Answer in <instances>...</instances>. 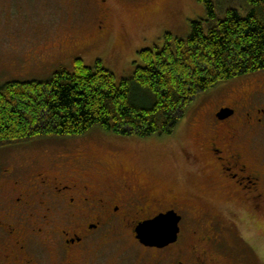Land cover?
<instances>
[{
	"label": "flooded vegetation",
	"instance_id": "obj_1",
	"mask_svg": "<svg viewBox=\"0 0 264 264\" xmlns=\"http://www.w3.org/2000/svg\"><path fill=\"white\" fill-rule=\"evenodd\" d=\"M94 8L95 33L106 36L113 6L98 0ZM261 72L223 83L220 100L197 117L201 154L174 139L186 173L198 176L205 163L216 190L228 197L224 203L196 191L163 198L137 184L131 171L105 169L64 149L34 171L23 164L0 169V264H93L112 236L129 237L144 264H214L211 248L226 251L223 232L238 229L232 217L240 210L231 201L264 214V166L249 148L250 136L264 129V77L252 78ZM170 211L181 218L178 240L165 247L143 244L138 225Z\"/></svg>",
	"mask_w": 264,
	"mask_h": 264
},
{
	"label": "rangeland",
	"instance_id": "obj_2",
	"mask_svg": "<svg viewBox=\"0 0 264 264\" xmlns=\"http://www.w3.org/2000/svg\"><path fill=\"white\" fill-rule=\"evenodd\" d=\"M97 2L0 0V84L45 80L61 68L73 70L77 59L91 66L102 59L120 82L134 73L140 51L161 46L166 32L186 37L191 20L206 16L205 6L198 0H110L113 9L107 13L108 32L99 36L95 33ZM263 77L261 72L252 78ZM223 87L222 83L202 93L189 106L173 136L124 137L94 129L81 136L44 137L0 146V169L23 164L34 171L67 149L91 161L99 160L105 169L131 171L137 184L150 187L163 198L196 191L208 201L224 203L228 197L216 190L208 166H200L198 176L188 175L186 162L178 156V144L174 142L178 137L201 154L195 121L207 112L205 109L216 105ZM249 148L264 166V129L250 136ZM231 204L240 210L238 217H232L238 229L234 235L223 232L226 251L211 248L214 264H264V214L239 201ZM112 237L102 246V257L96 263L92 260L93 264L145 263L129 237ZM226 243H230L228 249Z\"/></svg>",
	"mask_w": 264,
	"mask_h": 264
},
{
	"label": "trees",
	"instance_id": "obj_3",
	"mask_svg": "<svg viewBox=\"0 0 264 264\" xmlns=\"http://www.w3.org/2000/svg\"><path fill=\"white\" fill-rule=\"evenodd\" d=\"M206 16L190 33L170 32L139 52L135 71L118 82L99 59H77L45 80L0 84V146L94 129L124 137L173 136L206 91L264 70V0H198Z\"/></svg>",
	"mask_w": 264,
	"mask_h": 264
},
{
	"label": "water",
	"instance_id": "obj_4",
	"mask_svg": "<svg viewBox=\"0 0 264 264\" xmlns=\"http://www.w3.org/2000/svg\"><path fill=\"white\" fill-rule=\"evenodd\" d=\"M180 219L170 211L145 220L136 229L137 237L147 246L165 247L178 240Z\"/></svg>",
	"mask_w": 264,
	"mask_h": 264
}]
</instances>
